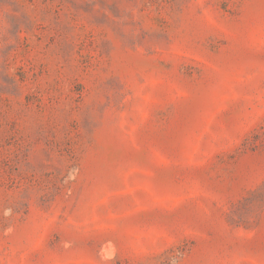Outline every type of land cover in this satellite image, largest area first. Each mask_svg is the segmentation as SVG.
<instances>
[{"label":"rangeland","instance_id":"374dc122","mask_svg":"<svg viewBox=\"0 0 264 264\" xmlns=\"http://www.w3.org/2000/svg\"><path fill=\"white\" fill-rule=\"evenodd\" d=\"M0 264H264V0H0Z\"/></svg>","mask_w":264,"mask_h":264}]
</instances>
